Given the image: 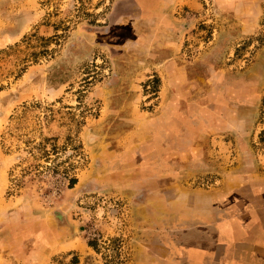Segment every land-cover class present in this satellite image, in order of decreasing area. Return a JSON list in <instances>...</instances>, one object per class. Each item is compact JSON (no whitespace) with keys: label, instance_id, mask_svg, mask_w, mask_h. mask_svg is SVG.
I'll return each mask as SVG.
<instances>
[{"label":"rangeland","instance_id":"rangeland-1","mask_svg":"<svg viewBox=\"0 0 264 264\" xmlns=\"http://www.w3.org/2000/svg\"><path fill=\"white\" fill-rule=\"evenodd\" d=\"M152 147L159 194L264 176V0H0V264H132Z\"/></svg>","mask_w":264,"mask_h":264},{"label":"crops","instance_id":"crops-1","mask_svg":"<svg viewBox=\"0 0 264 264\" xmlns=\"http://www.w3.org/2000/svg\"><path fill=\"white\" fill-rule=\"evenodd\" d=\"M171 151L166 147L163 155ZM137 154L143 157L140 167L147 166V157L154 162V147ZM153 162L151 170L175 169ZM232 178L220 181V187L175 191L168 201L174 211L166 219V234L135 229L132 264H244L246 252L264 249V176L247 182ZM70 241L58 243L57 252L81 246Z\"/></svg>","mask_w":264,"mask_h":264},{"label":"flooded vegetation","instance_id":"flooded-vegetation-1","mask_svg":"<svg viewBox=\"0 0 264 264\" xmlns=\"http://www.w3.org/2000/svg\"><path fill=\"white\" fill-rule=\"evenodd\" d=\"M152 11H154V21L158 24V22H160V18H163L164 10H162L161 7L157 6L154 3V10H151V12ZM141 12L143 13L144 16H146L147 13L150 11H148L146 9V5L143 4L141 5ZM152 77L153 76H151L150 78ZM154 80H155V77H154ZM137 153H140V151L138 150L135 153L136 155L132 153L135 156L130 154L131 156L129 159V161L131 160L134 161L133 163H130L129 170L131 172H137V176L134 177L132 181L127 182V184L129 183L128 185L129 188H132L134 190L136 189V191L138 192V194L135 197L131 198V202L135 205L134 210L137 212V218L139 219L140 222L144 224L142 225L144 226L143 227V230L145 229L144 231L147 230L151 232L152 234L157 233V232H160V235L161 233L166 234V231H167V225H165L166 219L169 216V214L174 211V208L170 209L168 206L169 205L168 201L171 200L173 193H170L167 195L163 193L159 194L160 193L158 190L159 187L156 186L157 184H155L157 183V181H154V171H156L154 170V168H156V166H154L153 170H151L152 166L150 165L153 162V160H151L150 157L149 158L147 157L146 158L147 161H145L147 163V166L140 167L139 164L143 162V157L138 156ZM143 177L146 178V180H148L147 186L138 185V182L139 184L142 182ZM132 184H135V185H132ZM148 186L149 188H147L148 190H146V187ZM89 189L95 191L97 188H96V185L93 184L89 187ZM154 203H156L159 206L163 205L164 208L163 207L160 208L161 210L160 213L158 209L154 208ZM50 222H51L50 227H52L53 229H49V230L41 229L40 240L47 244L52 243V241L55 242L54 249H56V251H59L58 250L59 248L57 249L56 247L58 243H60L61 241L67 240V239H71L70 243H73L75 240V234L84 231L83 228L80 227V225H78L77 223L75 224L73 220L70 224L67 222L66 217L59 215L57 213H54V221L51 219ZM73 244H71V246ZM75 245H78V244H75ZM74 249H70V250L73 251ZM70 250L68 252H70ZM68 252H64V253H68ZM59 260H62V258H59Z\"/></svg>","mask_w":264,"mask_h":264}]
</instances>
